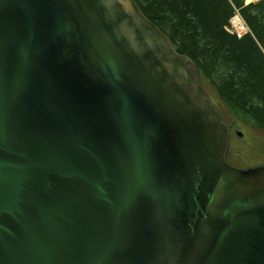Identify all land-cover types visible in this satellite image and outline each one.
Instances as JSON below:
<instances>
[{
	"label": "water",
	"instance_id": "95a60500",
	"mask_svg": "<svg viewBox=\"0 0 264 264\" xmlns=\"http://www.w3.org/2000/svg\"><path fill=\"white\" fill-rule=\"evenodd\" d=\"M229 139L133 0H0V264H264Z\"/></svg>",
	"mask_w": 264,
	"mask_h": 264
},
{
	"label": "trees",
	"instance_id": "16d2710c",
	"mask_svg": "<svg viewBox=\"0 0 264 264\" xmlns=\"http://www.w3.org/2000/svg\"><path fill=\"white\" fill-rule=\"evenodd\" d=\"M173 41L178 53L199 66L203 81L226 109L264 130V0H134ZM240 10L253 35L242 40L225 27Z\"/></svg>",
	"mask_w": 264,
	"mask_h": 264
},
{
	"label": "rangeland",
	"instance_id": "374dc122",
	"mask_svg": "<svg viewBox=\"0 0 264 264\" xmlns=\"http://www.w3.org/2000/svg\"><path fill=\"white\" fill-rule=\"evenodd\" d=\"M203 86L230 126V165L239 170L264 166V130L242 122L229 112L221 102L216 89L208 81L204 82ZM239 133L243 136H239Z\"/></svg>",
	"mask_w": 264,
	"mask_h": 264
},
{
	"label": "built area",
	"instance_id": "2783aa9c",
	"mask_svg": "<svg viewBox=\"0 0 264 264\" xmlns=\"http://www.w3.org/2000/svg\"><path fill=\"white\" fill-rule=\"evenodd\" d=\"M244 31H245V27L244 26L239 27L238 28L239 36H241Z\"/></svg>",
	"mask_w": 264,
	"mask_h": 264
},
{
	"label": "bare ground",
	"instance_id": "6f19581e",
	"mask_svg": "<svg viewBox=\"0 0 264 264\" xmlns=\"http://www.w3.org/2000/svg\"><path fill=\"white\" fill-rule=\"evenodd\" d=\"M248 4L254 3V2H259V0H246Z\"/></svg>",
	"mask_w": 264,
	"mask_h": 264
}]
</instances>
